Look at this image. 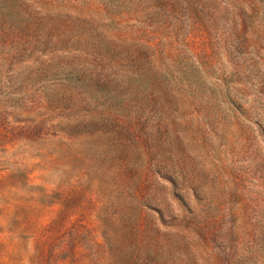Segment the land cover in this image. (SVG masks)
<instances>
[{
    "label": "rangeland",
    "instance_id": "1",
    "mask_svg": "<svg viewBox=\"0 0 264 264\" xmlns=\"http://www.w3.org/2000/svg\"><path fill=\"white\" fill-rule=\"evenodd\" d=\"M0 264H264V0H0Z\"/></svg>",
    "mask_w": 264,
    "mask_h": 264
}]
</instances>
